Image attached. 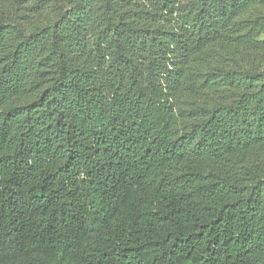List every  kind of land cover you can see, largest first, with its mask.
<instances>
[{"label": "trees", "instance_id": "trees-1", "mask_svg": "<svg viewBox=\"0 0 264 264\" xmlns=\"http://www.w3.org/2000/svg\"><path fill=\"white\" fill-rule=\"evenodd\" d=\"M263 61L264 0L0 19V264H264Z\"/></svg>", "mask_w": 264, "mask_h": 264}, {"label": "rangeland", "instance_id": "rangeland-1", "mask_svg": "<svg viewBox=\"0 0 264 264\" xmlns=\"http://www.w3.org/2000/svg\"><path fill=\"white\" fill-rule=\"evenodd\" d=\"M41 3H46L47 6L42 12H39L36 6ZM67 3L68 0H0V19L29 32L53 22ZM214 63L216 66L214 69L219 70V62L214 60ZM248 66L262 71L264 70V61L253 66L250 63H244L239 69L244 71L248 69ZM196 97L198 104L211 101L214 98V96L206 95L202 91Z\"/></svg>", "mask_w": 264, "mask_h": 264}]
</instances>
